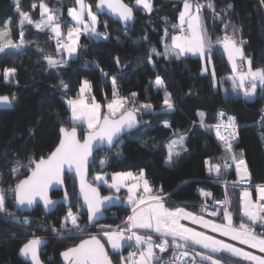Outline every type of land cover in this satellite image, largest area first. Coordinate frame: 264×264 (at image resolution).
Wrapping results in <instances>:
<instances>
[{
    "label": "trees",
    "instance_id": "16d2710c",
    "mask_svg": "<svg viewBox=\"0 0 264 264\" xmlns=\"http://www.w3.org/2000/svg\"><path fill=\"white\" fill-rule=\"evenodd\" d=\"M85 1L97 15V32L109 38L82 33L78 39L77 53L70 57L66 51H57L56 41L59 38L51 29H38L35 23L44 16L40 7L43 3L55 13L61 25L60 38H65L69 28L75 27L68 10L76 6V0H0V31L7 30V35L0 42L6 43L11 39L19 45L0 53V95L16 96L12 108L0 110V187L5 189L7 209V212L0 213V264H29L18 256V252L34 236L46 240L40 251L43 264H62L60 253L63 250L87 236H101L98 225L121 224L131 212V206L124 202V190L117 192L97 184L103 195H119L122 205L108 211L106 219L100 224L90 226L80 201L76 199V182L72 175H65L69 206L59 204L47 215L39 206L23 215L14 209L11 189L31 170L29 161H38L54 149L61 127H76L80 133L85 131L79 123L74 125L71 122V109L67 104L68 100L79 97L84 80L91 85L89 100L95 97V101L101 105V117L106 114L107 104L113 99V76L116 77L118 96L130 101L129 109L133 105L137 108L141 104L152 105L151 110H141L137 115L140 120L137 129L123 136L112 149L99 150L95 154L89 166L90 176L100 171L110 175L118 171L143 170L154 194L163 189L167 207L185 206L200 211V200L195 192L197 185L213 189L215 195L222 194L220 186L213 181L206 161L220 162L225 153L208 129L201 126L198 113L203 112L204 124L210 125L215 122L217 111L223 109L236 119L238 138L234 149L238 158L243 154L250 173L249 182L264 183V156L259 132L254 126L263 98L259 90L253 100H247L239 93H225L223 85L228 86L226 77L232 73V69L219 44L215 43L226 32H233L231 26L226 29L225 25H234L240 29L236 33L243 39V51L252 60L251 67L264 69L262 0H198L202 4V25L215 45L210 61L206 54L205 72L202 71L203 62L199 56L182 55L177 59L175 55L163 54L165 44H170L171 37L176 35L184 0H151V12L138 7L136 0H124L133 8L135 15L133 25L126 28L105 15H98L95 11L96 0ZM208 4L213 7L209 8ZM20 12L28 13V19L21 22ZM153 48L161 55L154 54ZM45 57L67 63L58 69L49 68ZM6 68L15 69L8 80L3 75ZM157 76L163 79L164 88L155 86ZM61 81L68 85L67 89L59 86ZM165 89L174 104L171 110L163 105ZM132 93H136L134 99ZM165 122L170 126H165ZM179 135L184 136L187 151L182 152L175 163L167 165V144ZM101 160L106 161L103 166ZM14 168H17L15 174L12 171ZM241 190L242 186H228L225 189L234 224L240 223ZM59 195L61 192L52 193V197ZM69 209L79 211L82 233L69 234L61 229V222ZM221 217L222 214L217 219ZM25 218L28 223H24ZM53 227L60 229V232L54 233ZM139 231L153 234L150 230ZM153 239L159 241V237ZM102 241L112 264H119L124 247L121 251L112 250L104 237ZM170 250L169 247V254ZM217 257L220 258L221 254H217ZM239 264L252 263L239 260Z\"/></svg>",
    "mask_w": 264,
    "mask_h": 264
},
{
    "label": "snow or ice",
    "instance_id": "6c2138e0",
    "mask_svg": "<svg viewBox=\"0 0 264 264\" xmlns=\"http://www.w3.org/2000/svg\"><path fill=\"white\" fill-rule=\"evenodd\" d=\"M264 3V0H262ZM78 8H70L69 15L77 23V27L70 28L67 33L69 43H62L57 39V51H66L71 57L77 53L78 39L83 34L99 37L103 34L98 33L96 24L98 23L97 15L92 11L90 5H85L84 0H76ZM137 5H142L149 12L152 11L151 0H136ZM107 6L109 10L117 14L119 19L127 23L133 19V10L128 5L122 3V0H99L98 7ZM35 7V5H33ZM40 7L48 13L47 20L36 24L38 29H51L55 37H61V25L56 22L55 15L43 3ZM201 5L197 4L195 12H193L192 5L188 0H184V10L179 13V27L181 34L173 35L171 37V44H165L164 55H175L177 59L186 53L199 54L202 58L205 54L211 59V52L214 48V43L207 35L206 29L203 27L201 17L199 15ZM209 8L213 6L208 4ZM231 7V6H229ZM85 13L90 18V23L85 20ZM218 15V14H217ZM22 21L28 19V13L20 12ZM31 23V21L29 20ZM10 23V22H9ZM187 24V29L184 25ZM229 26L233 28V36H229L227 32L222 38H218L216 44L222 45L223 50L227 53L228 60L232 64V69L236 76L232 78L233 92L242 91L245 97H252L257 91V82L261 87H264V69L253 70L252 60L247 59V70L238 68L237 60L244 62L245 56L242 48L243 41H238L235 38V33L240 31L234 25H225L227 29ZM173 27H177L173 25ZM167 34V30H166ZM7 35V30L0 31V41ZM20 43H24L23 32L20 34ZM104 39H108L107 35H103ZM9 47H19L14 44L11 39L6 43L0 42V53L5 52ZM152 52L156 55H161L155 48ZM49 68L58 69L65 66L67 63L63 60H56L52 57H45ZM151 63V59H149ZM117 63L119 60L117 58ZM207 71V69H204ZM15 73V69H4L3 75L5 80H8L11 75ZM105 75H107L105 73ZM215 80V71L212 72ZM113 83V99L107 104L108 112L101 117V105L95 101V97H91V103L88 102V96L91 92V85L89 81L84 80L79 90V97L77 99H70L67 101L71 109V122L75 125L77 123H84L87 126V135L83 142L78 138L77 128L72 127L70 130L61 127V137L58 145L47 156L41 157L38 161L30 160L29 167L31 168L30 175L25 179L19 180L11 191L14 193L17 208H31L35 203L37 197L43 201L44 208L47 210L57 204V201L52 200L49 195V189L56 184H63V174L65 167L68 170L75 169L76 175L79 177L80 193L87 205L88 220L93 223L101 214L102 207L105 203L111 202L114 198L111 196L101 197L99 190L93 187L92 184L86 180V167L89 159L92 156L94 147L96 145L107 144L109 147L116 143L121 133L126 130L133 129L137 123V115L141 110L149 111L152 109L151 104H141L138 108L133 105L131 109L128 108L130 101L128 98L119 97L116 91V77H112ZM63 89H67L68 85L63 81L59 85ZM155 86L157 88H164V81L160 76L156 77ZM133 99L136 93L131 94ZM16 100V96H0V103L11 106ZM163 105L166 109L174 108L170 93L165 89V98ZM200 122L202 127H210L204 124L205 114L199 112ZM224 113H219L221 118ZM165 126L168 125L165 122ZM216 128V135L221 141H224L225 151L227 156L224 157L225 169L230 168L231 164L227 160L235 163L236 171L240 175V182L244 183L250 178V173L247 164L243 159V154L237 159V155L232 151V141L238 135L235 122V117H228L225 129H230L227 135L221 134V124L211 126ZM184 136L179 135L172 139L167 144V156L165 163L172 165L175 163L182 152L187 151L184 147ZM103 166L106 161H100ZM206 163H209L206 161ZM34 164V167L32 165ZM19 165L18 167H22ZM209 172L215 171L217 174L221 171L220 164H210ZM13 174L16 173L17 168H14ZM95 181L107 184L108 181L105 175L97 174ZM121 186L127 187L128 196L127 202L132 207V214L127 217L124 227L117 226L112 229L111 226H102L101 236L90 235L88 239L81 240L79 244L68 248L62 253L65 260L69 264H112L105 249L104 243L101 242L103 237L107 238V243L111 245L113 250L120 249L122 243L125 241L134 240L138 248L142 249L138 253V258L131 260L130 264H153L157 260L154 249H159L161 253L165 252L169 247L173 249L172 264H182L185 258H190L189 264H239V260L250 261L253 264H264V255H256L251 251H246L242 247H237L233 243L226 242L223 239H218L213 235H208L204 231H197L193 227H188L182 221H191L192 224L201 225L204 229H210L213 233H219L223 237H229L232 241H238L242 245H248L252 249H258L260 253H264V233L257 235L253 228L248 224L241 223L238 227L233 225L232 214L228 207L223 208V218L225 223H216L214 220L206 219L203 215L190 212L184 207L169 208L165 204V194L161 188L155 194L151 188L148 180L145 178L143 170L138 175L132 172H118L112 175V183L110 188L120 191ZM205 197L211 196L210 192L203 189L200 190ZM257 191L260 194V200L264 201V185L257 186ZM64 201L69 200L67 191L64 193ZM115 199H118L115 198ZM5 189L0 188V213L7 212L5 206ZM217 204L227 205L229 201H217ZM207 210V205L202 207V211ZM242 211L243 214L249 218L252 223L257 221L264 223V203L253 202L250 198L249 191L245 190L242 193ZM217 211L210 213L211 216H217ZM8 215H13L8 213ZM13 219L16 218L13 216ZM18 222V221H17ZM71 228H68V224ZM24 223H28L25 218ZM61 229L67 230L69 234L82 233L83 229L79 224V216L74 214L71 209L61 222ZM137 229L150 230L159 236V242L154 241L152 235L142 236L137 233ZM54 233H59L60 229L52 228ZM130 233V234H129ZM43 243L39 237H33L21 248V253L24 256H31L33 264H41L38 250ZM197 245L201 251H196L193 247ZM217 254H221L218 258ZM227 254V256H223ZM137 253H129V258L136 257ZM197 257L199 259H197ZM238 258V259H235ZM123 264H129L125 258H121Z\"/></svg>",
    "mask_w": 264,
    "mask_h": 264
},
{
    "label": "built area",
    "instance_id": "2783aa9c",
    "mask_svg": "<svg viewBox=\"0 0 264 264\" xmlns=\"http://www.w3.org/2000/svg\"><path fill=\"white\" fill-rule=\"evenodd\" d=\"M193 1H195L199 5H202L198 0H193ZM184 29H187V24L184 25ZM179 34H181V28L178 26L177 27V31H176V35H179ZM238 36H239L240 39L237 38V40L238 41H243V39L240 37V35H238ZM242 48H243V44H242ZM238 63H241V61L238 60ZM244 63L246 64V61L245 60H244ZM241 64L242 65H240V69H243L244 68V66H243L244 64L243 63H241ZM258 90H259L258 91L259 92V95L263 98V103H262V107H261L260 113H259L258 117L256 118V120L254 121V126L256 127V129L259 132V137L261 139L260 146H261V150H262V153H263V156H264V87H258ZM221 112H223L225 114L223 118H221L219 116V113H221ZM228 117H234V116L232 114H230V113H227L223 109H219L217 111V113H216V116H215V122L212 123V124H210V125H208L210 127H207L208 131L213 135L214 139L216 140V143L224 151V153H225L224 157L227 156V153L225 151L224 141H221L219 139V137L216 135V128L215 127H211V126H215L217 124H221L222 125V127L220 129L221 134L227 135L228 132L230 131V129H227L226 130L225 127H224V125H227V123H228ZM235 122H236V119H235ZM236 125H237V122H236ZM237 131H238V128H237ZM237 138H238V135L236 136L235 140L232 141V145H233L232 151L234 153H235L234 146L237 143ZM224 157L222 158V160L220 162L210 163V164H220L221 165V171H220L219 174H217L214 171H212L211 174L213 175V181H214V183H216V184H218L220 186L221 191H222L221 192L222 194L221 195H215V192L213 191V189L208 188V187H205V186L197 185L195 187V192L198 195L199 200H200V205H201L200 206L201 207L200 212L203 215L207 216V217L217 219L219 217V215H221V214L223 215V208L225 206H227L228 207V210L230 211V199L226 196L225 189L228 186H242L241 199H240V214H239L240 224L241 223H245V224H248L249 227H251V228H259L261 231L264 232V223H261L259 221H257L256 223H252L249 220V218L246 217L243 214V211H242V193L245 190L249 191L250 198H251V200L253 202H256V203H264V201H261L260 200V194L257 191V186L264 185V183H261V184H251L249 182V178L247 179L246 182L241 183L240 182V175L237 173L236 166H235V163L233 161L227 160V163L231 164V167L230 168L225 169L223 167L224 163L226 162L225 159H224ZM237 159H239V158L237 157ZM207 166L209 168V163H207ZM230 176L232 178H229ZM201 189H203V190H205L207 192H210L211 193V196H208V197L203 196L201 194V191H200ZM226 199L229 201V203L227 205L217 204L216 203L217 201H225ZM205 204L207 205V210L206 211H202V207ZM213 211H217V213H218L217 216L213 217V216L210 215V213L213 212ZM231 214H232V212H231ZM126 220H125V222H126ZM188 224H190V223H188ZM194 227L198 228L200 231H204L206 233L209 232L207 229H204L202 226L195 225ZM124 249H125L123 251L124 252V257H125L126 260L129 261V263L131 262V260H135L136 257H137L136 256V257L129 258V253H137V255H138L139 251L142 250V249L138 248V246L135 244V241L134 240L128 241L127 244H126V246L124 247ZM172 250H170L171 253L169 254L168 253L169 248L165 252H163V253H161L159 249H154L155 254H156V256H157L158 259L155 260V262H153V263L154 264L155 263L156 264H172V261H173V251ZM189 260H190V258H185L183 260L182 264H189Z\"/></svg>",
    "mask_w": 264,
    "mask_h": 264
},
{
    "label": "water",
    "instance_id": "95a60500",
    "mask_svg": "<svg viewBox=\"0 0 264 264\" xmlns=\"http://www.w3.org/2000/svg\"><path fill=\"white\" fill-rule=\"evenodd\" d=\"M122 3L128 5L124 0H122ZM98 4H99V0H96V2H95V11H96V13H97L98 15H105V16H107L108 18H110V19L113 20L114 22H116V23H118L119 25H121V27H123V28H126V27H129V26H132V25H133V23H134V16H135V15H134V10H133V8H132L130 5H128V6L131 7L132 10H133V19L130 20V21H128L127 23H125L124 21H122V20L119 19V17H118L117 14H115V13H113L111 10H109V9L107 8L106 5L103 6L102 8H100V7H98ZM0 96H5V95H0ZM6 96H8V95H6ZM12 107H13V104H12L11 106H8V105H5V104H3V103H0V110H1V109H10V108H12ZM137 120H138L137 125H136L133 129H131V130H126L125 132L121 133L120 137L116 140V143H117V142H118L123 136H125L126 134H128V133L134 131L135 129H137V128L140 126V120H139L138 116H137ZM64 128H66V127H64ZM60 129H61V128H60ZM60 129H59V140H60V137H61ZM67 129L70 130L71 128H67ZM83 130H84V129H83ZM77 135H78V138L81 140V142H83L85 136L87 135V130H85L83 133H80L79 129L77 128ZM59 140H58V143H59ZM58 143H57V145H58ZM116 143H115V144H116ZM115 144H114V145H115ZM57 145H56V146H57ZM114 145H112L111 147H109L107 144H104V145H99V144H98V145H96V146L94 147V150H93L92 156H91L90 159H89V163L87 164V167H86V180H87V182L90 183V184H92L93 187L98 188V190H99V194H100L101 197L111 196V197L114 198L111 202H107V203H105V204L103 205V207H102V211H101V214L96 218V220H95L93 223H90L89 220H88L87 205L85 204V202H84V200H83V197H82V195H81V193H80L79 177L76 175V172H75V169H74V168H73L72 170H68L67 166L65 167V171H64V174H63V179H64L63 184H56V185H53V186L49 189V191H48V195H49V197H50L52 200L57 201V204H56L55 206H53V207H51V208H49V209L46 210V209L44 208L43 201H42L39 197H37V199H36V203H35L30 209L27 208V206L18 209V208H17V204H16V200H15V198H14V209H15L20 215H23V214H26V213H31V212H32L37 206H39V207L42 209L43 213L47 215V214H50L51 212H53V211L57 208V206H58L59 204H63V205H65V206H69V204H70V199H69L68 201H64V199H63V198H64V193H65V191H67L66 188H65V175H72V176L74 177V179H75V182H76V199L80 201V206H81V208L83 209V211H84L85 214H86V220H87V223H88L90 226H93V225H96V224H98V223L104 221V220L106 219L107 212L110 211V210H112V209H114V208H116V207L121 206V205H122V200H121L120 196L117 195V194H113V193H112V194H104V195H103V194L101 193L100 187H99V186L93 181L92 177H91L90 174H89V166L93 163L94 156H95V154H96L99 150H105V149L110 150V149L113 148ZM56 146H55V147H56ZM55 147H54V149H55ZM54 149H53V150H54ZM53 150H52V151H53ZM52 151H51V152H52ZM51 152H50V153H51ZM50 153H49V154H50ZM49 154H48V155H49ZM48 155H47V156H48ZM47 156H46V157H47ZM32 167H34V164H33ZM30 172H31V170L28 172V174H27L26 176H24V177L21 178L20 180L25 179L28 175H30ZM18 182H19V181H18ZM53 192H61V195H59V196H57V197H52V193H53ZM68 196H69V195H68ZM117 197H118V199H115V198H117ZM88 238H89V236H87V237H85V238H83V239H81V240L88 239ZM31 239H32V238H31ZM29 240H30V239H29ZM81 240H80V241H81ZM42 241H43V243L41 244V246H40V248H39V250H38L39 259H40V261H41V264H43V262H42V260H41V258H40V251L44 248V246H45V244H46V240H45V239H42ZM80 241H79L77 244H79ZM27 242H28V241H27ZM27 242H26V243H27ZM101 242L104 243L102 240H101ZM24 244H25V243H24ZM24 244H23V245H24ZM77 244H76V245H77ZM23 245L21 246V248L23 247ZM104 245H105V243H104ZM74 246H75V245H74ZM74 246H72V247H74ZM21 248L19 249L18 256H19L24 262H27V263H29V264H33V261H32V259H31V256H30V255H29V256H24V255L21 253ZM69 248H71V247H69ZM67 249H68V248H67ZM67 249L63 250V251L60 253V260H61L62 264H69V261L65 260L64 257L62 256V253H63L64 251H66ZM105 249L107 250L106 246H105ZM107 252H108V250H107ZM108 256H109V258L111 259V257H110L109 254H108ZM111 261H112V260H111Z\"/></svg>",
    "mask_w": 264,
    "mask_h": 264
},
{
    "label": "rangeland",
    "instance_id": "374dc122",
    "mask_svg": "<svg viewBox=\"0 0 264 264\" xmlns=\"http://www.w3.org/2000/svg\"><path fill=\"white\" fill-rule=\"evenodd\" d=\"M188 2L192 5V11L193 12H195V7H196V5H197V3L195 2V1H193V0H188ZM84 3H85V5H89L85 0H84ZM137 5V4H136ZM138 7H140L142 10H144V11H146V12H148V10L147 9H145L142 5H137ZM79 6L76 4V6H75V8H78ZM48 8V7H47ZM202 8V7H201ZM49 9V8H48ZM50 10V9H49ZM184 10V3H183V5H182V9H181V11H183ZM51 11V10H50ZM41 12L44 14V16H43V18H41L40 20H38L36 23H35V25L37 24V23H40L41 21H46L47 20V16H48V13L47 12H45L42 8H41ZM52 13H53V11H51ZM54 15H55V13H53ZM199 15H200V12H199ZM55 17H56V15H55ZM72 18V17H71ZM85 20H86V22H88V23H90V18H88L87 17V15H86V13H85ZM56 22L57 23H59V21L56 19ZM75 23V27H77L78 25H77V23H76V21H74ZM178 22H179V20H178ZM180 23V22H179ZM48 29H50V27L48 28ZM70 29V28H69ZM67 33H68V31H67ZM67 33H66V37L65 38H60L59 37V39H61V40H63L64 41V43H69V41H68V38H67ZM229 36H233V32H231V33H229L228 34ZM235 38L237 39V38H239V36H238V33H235ZM240 39V38H239ZM170 44H171V42H170ZM221 47H222V45H220ZM219 46V47H220ZM222 49H223V47H222ZM244 52V51H243ZM67 53V52H66ZM67 55H68V53H67ZM74 55V54H73ZM184 55H188V56H199V57H201L199 54H192V53H186V54H184ZM226 55H227V53H226ZM245 55V54H244ZM69 56V55H68ZM205 57H206V54H205V56L202 58L201 57V59H202V62H203V69H202V71L203 72H205L204 71V69H206V59H205ZM245 61H246V64L243 62V66H244V68L243 69H241V70H244V71H246L247 70V67H248V65H247V59H249V57L248 56H246L245 55ZM227 59H228V57H227ZM209 60V59H208ZM239 60V59H238ZM238 60H237V65H238V68L240 69V65H242L241 63H238ZM210 61V60H209ZM228 61V63H229V65H230V67H231V69H232V64H231V62L229 61V60H227ZM253 70H255V69H261V68H252ZM236 76V73L233 71V69H232V73L230 74V75H228L227 77H226V79L229 81V84H228V86H225V85H223V87L225 88L224 89V91H225V93L226 94H231V95H236V94H238V93H240V91H236V92H233V90H232V78L233 77H235ZM258 87H261L260 85H259V82H257V90H258ZM257 92V91H256ZM87 96H88V102L89 103H91V101L89 100V94H87ZM255 96H256V93H255V95L254 96H252V97H250V98H245V99H247V100H253L254 98H255ZM77 99V98H76ZM100 112H101V109H100ZM107 112H108V109L106 108V110H105V113L107 114ZM101 115H102V113H101ZM80 125H81V127H83L82 129H84V130H87V126H86V124H84V123H79ZM236 153V152H235ZM118 172H129V171H118ZM118 172H112V173H110V175H108V173L107 172H105V171H100V172H96V173H94L95 175H93V176H91V177H94L95 178V176L97 175V174H101V175H105V178H106V180L108 181V183H107V185H110L111 183H112V175L113 174H115V173H118ZM130 172H132L134 175H138L135 171H130ZM215 172V171H214ZM213 172V173H214ZM212 173V172H211ZM93 179V178H92ZM93 181H95L94 179H93ZM123 189H124V193H127V195L125 194L124 195V202H125V204H128V202H127V196H128V190H127V187H124V186H121ZM1 188V187H0ZM113 189V188H112ZM114 191H116L115 189H114ZM129 205V204H128ZM131 206V205H130ZM179 207H184V208H186L185 206H179ZM170 208V207H169ZM187 209V208H186ZM188 211H190V212H194V213H197L198 215H203L199 210H191V209H187ZM69 211V210H68ZM68 211H67V213H68ZM71 211L74 213V214H77L78 216H80L79 215V211L78 210H74V209H71ZM132 214V207H131V212L128 214V215H131ZM66 216V215H65ZM206 219H210V220H214L216 223H225V221H224V218L223 217H221L220 219H215V218H210V217H207V216H205V215H203ZM127 219V218H126ZM125 219V220H126ZM232 222H233V218H232ZM125 221L123 222V223H121V224H118V225H114V226H111V228L112 229H116L117 228V226H120V227H124L125 226ZM182 223H184V224H186L188 227H193V228H195L197 231H200L198 228H196V227H194L196 224H192L191 223V221H182ZM188 223H190V224H188ZM79 224H80V222H79ZM98 224H100V223H98ZM233 225L234 226H236V227H238L239 225H240V223H238V224H234L233 223ZM102 226H108V225H103V224H100V225H98V233L99 234H101L102 233ZM197 226H201V225H197ZM68 228H71V224H70V222H69V224H68ZM139 230H144V229H137L136 231H137V233L139 234V235H142V236H148V234H145V232H140ZM209 232L207 233L208 235H213V236H215L216 238H218V239H223V240H225L226 242H229V243H233V244H235L237 247H242V248H244L246 251H251V252H253L254 254H256V255H264V253H260L259 252V250L258 249H252V248H250L248 245H242V244H240L238 241H232L229 237H223V236H221L219 233H213L210 229H207ZM254 231H255V233L257 234V235H259V234H261V233H264L263 231H261V230H255L254 229ZM150 233H153L152 234V236H153V238L156 236L157 238L159 237L158 236V234H156V233H154V232H150ZM105 238V240L107 241V238L106 237H104ZM127 242L128 241H125V242H123L122 243V246H121V248L120 249H117V250H122V248L123 247H125L126 246V244H127ZM107 245L111 248V245L110 244H108L107 243ZM125 245V246H124ZM194 248H195V250L198 252V251H201V248L199 247V246H197V245H194L193 246ZM112 249V248H111ZM113 250V249H112ZM125 250V249H124ZM173 251V250H172ZM122 257L123 258H125L124 257V252L122 253ZM121 257V258H122ZM138 258V255H137V257H136V259ZM198 258V257H197ZM199 259V258H198ZM153 262H155V260L153 261ZM246 263H252L253 264V262H250V261H245ZM119 264H123V261H122V259H121V261H120V263ZM130 264V263H129ZM154 264V263H153ZM156 264V263H155Z\"/></svg>",
    "mask_w": 264,
    "mask_h": 264
},
{
    "label": "crops",
    "instance_id": "0c3cea01",
    "mask_svg": "<svg viewBox=\"0 0 264 264\" xmlns=\"http://www.w3.org/2000/svg\"><path fill=\"white\" fill-rule=\"evenodd\" d=\"M220 46V45H219ZM220 49H222V47L220 46ZM222 51L224 52V50L222 49ZM224 54H225V56H226V58H227V55H226V53L224 52ZM228 60V59H227ZM239 94H241L244 98H246L244 95H243V92L242 91H240V93ZM248 98V97H247ZM136 172V171H135ZM137 174H139L140 172L139 171H137L136 172ZM96 177V176H95ZM93 179H94V177H92ZM95 180V179H94ZM96 184H98V185H103V186H107V187H109V185H107V184H104V183H101V182H98V181H94ZM149 182V181H148ZM150 184V183H149ZM124 190L122 187L120 188V190ZM127 195V193H124V195ZM128 205V204H127ZM234 223V222H233ZM156 242H159V241H156Z\"/></svg>",
    "mask_w": 264,
    "mask_h": 264
},
{
    "label": "clouds",
    "instance_id": "9594fccd",
    "mask_svg": "<svg viewBox=\"0 0 264 264\" xmlns=\"http://www.w3.org/2000/svg\"><path fill=\"white\" fill-rule=\"evenodd\" d=\"M101 223V222H100ZM124 249V248H123Z\"/></svg>",
    "mask_w": 264,
    "mask_h": 264
}]
</instances>
